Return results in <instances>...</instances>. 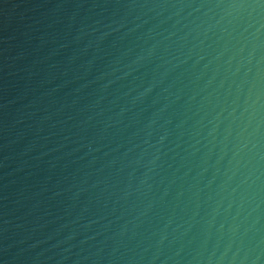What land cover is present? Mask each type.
I'll use <instances>...</instances> for the list:
<instances>
[{
  "label": "water",
  "instance_id": "1",
  "mask_svg": "<svg viewBox=\"0 0 264 264\" xmlns=\"http://www.w3.org/2000/svg\"><path fill=\"white\" fill-rule=\"evenodd\" d=\"M0 264H264V0H0Z\"/></svg>",
  "mask_w": 264,
  "mask_h": 264
}]
</instances>
